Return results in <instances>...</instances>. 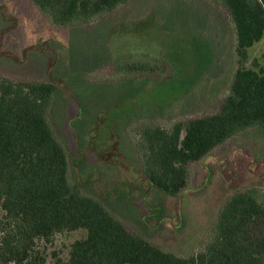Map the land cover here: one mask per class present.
<instances>
[{
	"label": "rangeland",
	"instance_id": "1",
	"mask_svg": "<svg viewBox=\"0 0 264 264\" xmlns=\"http://www.w3.org/2000/svg\"><path fill=\"white\" fill-rule=\"evenodd\" d=\"M46 4L45 14L31 0H0V81L56 85L47 122L67 152L71 178L116 221L186 256L209 240L230 197L253 192L264 201L260 126L192 164L178 196L150 182L133 145L145 123L169 126L216 112L239 68L264 71V37L240 54L223 0H128L75 26L55 20L66 13L63 0ZM126 57L155 70L131 74L116 63ZM87 234L85 228L56 233L41 248L45 264L67 262Z\"/></svg>",
	"mask_w": 264,
	"mask_h": 264
},
{
	"label": "trees",
	"instance_id": "2",
	"mask_svg": "<svg viewBox=\"0 0 264 264\" xmlns=\"http://www.w3.org/2000/svg\"><path fill=\"white\" fill-rule=\"evenodd\" d=\"M31 1L48 13L47 0ZM63 1L66 13L55 20L75 26L128 0ZM223 2L243 55L264 37V0ZM123 59L117 65L131 74L155 70L145 60ZM0 83V264H45L41 248L56 233L79 228L88 234L73 244L70 259L62 264H264V201L257 194L230 197L209 240L195 254L164 251L116 221L72 180L67 152L47 122L56 85L34 79ZM254 126L264 129V71L242 67L216 112L169 126L145 123L133 145L150 182L178 196L191 181L192 164Z\"/></svg>",
	"mask_w": 264,
	"mask_h": 264
}]
</instances>
